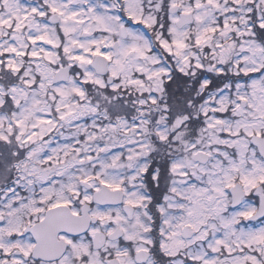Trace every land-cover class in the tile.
Here are the masks:
<instances>
[{
	"label": "snow or ice",
	"instance_id": "obj_1",
	"mask_svg": "<svg viewBox=\"0 0 264 264\" xmlns=\"http://www.w3.org/2000/svg\"><path fill=\"white\" fill-rule=\"evenodd\" d=\"M0 264H264V0H0Z\"/></svg>",
	"mask_w": 264,
	"mask_h": 264
}]
</instances>
